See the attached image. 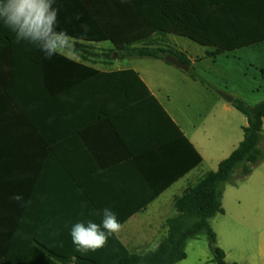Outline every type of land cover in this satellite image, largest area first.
<instances>
[{"label":"trees","instance_id":"trees-1","mask_svg":"<svg viewBox=\"0 0 264 264\" xmlns=\"http://www.w3.org/2000/svg\"><path fill=\"white\" fill-rule=\"evenodd\" d=\"M54 7L59 9L58 30L78 40L83 35L80 41L86 43H110L111 53L122 60L150 58L167 63L165 57L172 55L191 66L193 79L199 77L191 60L160 45L164 37H182L209 48L206 58L264 44V0H56ZM82 25L87 26L86 34ZM5 33L8 55L0 59V102L4 104L0 110V264H109L33 262L37 254L49 258L36 247L46 250L45 245L30 234L29 187L20 185L16 175L14 149L29 146L33 135L46 142L51 121L71 110L87 109L92 114L102 110L127 118L135 131L151 123H168L180 131L133 69L101 72L59 55L45 59L33 45L36 57H13L9 52L15 45L14 33L8 28ZM232 106L247 119L236 150L174 201L179 215L167 221L169 235L156 251L143 256L125 252L126 262L112 264H177L187 258V243L201 235L208 237L214 263L228 264L225 252L216 245L210 220L225 213L224 187L232 184L234 174L246 179L264 161L260 148L264 102L249 106L235 99ZM183 140L197 156L192 167L201 165L202 157L184 136ZM17 193L27 203L12 199Z\"/></svg>","mask_w":264,"mask_h":264},{"label":"crops","instance_id":"crops-1","mask_svg":"<svg viewBox=\"0 0 264 264\" xmlns=\"http://www.w3.org/2000/svg\"><path fill=\"white\" fill-rule=\"evenodd\" d=\"M5 30L7 28L0 22V59L8 55ZM12 41L15 45L9 52L11 56H37L31 44L23 41L17 43L15 35ZM78 41V63L101 72L136 71L180 134L168 123L145 124L135 131L129 127L127 118L106 115L102 110L92 114L90 110L81 109L77 113L71 110L52 120L45 133L46 142L40 136L33 135L29 146L14 149L16 175L20 185L29 187L30 234L45 245L46 250L40 245L36 247L49 258L37 254L33 262H126L125 252L132 256H143L156 251L166 240L169 235L167 221L179 215L174 201L208 173L198 175L205 164L207 145L177 113L171 101L163 99L160 84L156 82L149 64L130 67L128 61L131 58L122 60L115 53L113 57H107L113 48L110 43L102 45L106 43ZM187 57L193 67L196 63L189 55ZM153 60L155 64L150 65L155 68L166 67V73L179 75L176 67L158 59ZM228 94L243 100L234 92ZM224 103V110L239 119L232 104ZM1 107L4 108V104L0 102V110ZM245 127L240 125V133L231 138L217 166L242 142ZM183 136L202 157L201 165L192 167L193 162H197V156ZM254 175L252 173L248 178L251 184L247 199L253 202L249 203L254 208H258L262 202L260 194L264 191V177L253 178ZM226 197L225 190L222 200L225 213L222 216L227 213ZM24 200L27 203L26 198L22 203ZM104 208H110L117 214L122 224L121 231L109 235L103 248L78 250L70 235L72 225L76 222L87 224L90 220L100 224ZM193 240L187 243L186 251ZM259 255L260 262L248 264H264V230L260 233ZM183 263L186 262L177 264Z\"/></svg>","mask_w":264,"mask_h":264},{"label":"rangeland","instance_id":"rangeland-1","mask_svg":"<svg viewBox=\"0 0 264 264\" xmlns=\"http://www.w3.org/2000/svg\"><path fill=\"white\" fill-rule=\"evenodd\" d=\"M160 45L189 55L196 63L193 68L199 79H193L189 73L178 68L175 69L179 74L177 76L166 73V67L160 65L161 67L155 68L150 65L156 62L153 59L131 58L129 65L140 67L149 64L156 82L160 84L163 99L168 98L182 119L205 140V164L198 175L216 171L217 162L223 156L229 141L236 133H240V125L245 127L246 124L243 114L234 111L239 118L235 119L224 110L226 100L219 92H234L249 106L264 102V45L226 53L215 59L206 58L209 48L190 42L186 38L167 36ZM110 55L113 57L114 54ZM260 148L264 152V125ZM253 173V178L264 177V161ZM249 177L240 179L238 173L234 174L232 184L224 187L227 193L226 215H217L210 221L217 237L216 245L225 252L228 264H248L261 260L259 248L260 233L264 230V191L260 194L261 204L254 208V205L249 203L253 202L247 199L248 187L251 184ZM253 178L251 180H254ZM186 252L188 256L182 261L186 262L183 264H215L206 235L191 241Z\"/></svg>","mask_w":264,"mask_h":264},{"label":"clouds","instance_id":"clouds-1","mask_svg":"<svg viewBox=\"0 0 264 264\" xmlns=\"http://www.w3.org/2000/svg\"><path fill=\"white\" fill-rule=\"evenodd\" d=\"M55 3L56 0H0V22L14 33L17 43L23 41L33 45L45 59L59 55L77 62L79 41L66 30H58L59 9L54 7ZM82 28L86 34L87 26L82 25ZM79 39L83 40V35ZM12 199L19 203L24 198L17 193ZM121 229L117 214L110 208H104L100 224L91 220L87 224L76 222L70 235L78 250L95 251L105 246L109 235L117 234Z\"/></svg>","mask_w":264,"mask_h":264},{"label":"water","instance_id":"water-1","mask_svg":"<svg viewBox=\"0 0 264 264\" xmlns=\"http://www.w3.org/2000/svg\"><path fill=\"white\" fill-rule=\"evenodd\" d=\"M165 60L168 64L178 68L179 70L189 73L191 70V66L187 65L186 63L180 61L178 58L172 56V55H167L165 57ZM219 95L226 100V102H228L229 104H232L235 100V98L231 95H228L224 92H219Z\"/></svg>","mask_w":264,"mask_h":264}]
</instances>
